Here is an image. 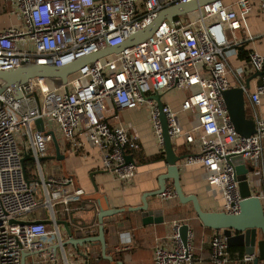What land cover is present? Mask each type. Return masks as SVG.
I'll return each mask as SVG.
<instances>
[{"label": "built area", "instance_id": "1", "mask_svg": "<svg viewBox=\"0 0 264 264\" xmlns=\"http://www.w3.org/2000/svg\"><path fill=\"white\" fill-rule=\"evenodd\" d=\"M0 1L9 3L20 19L0 30V70H7L28 63L63 66L119 45L148 25L161 9L191 0ZM256 1L264 10V0ZM253 3L211 0L170 21L164 19L145 40L82 65L65 82L30 77L19 82L20 95H16L0 79V88L5 85L0 89V264H22L24 253L56 262L54 244L68 264L56 215L68 213L71 196H80L84 190L70 189L72 183L62 175L46 174L42 160L46 143L52 141L48 131L59 133L65 142L83 134L98 148L102 168L119 181H129L137 170L135 162L127 159L128 151L138 148V136L118 121L117 111L122 109L146 105L161 148L162 112L171 140L182 138L189 148L179 165H202L207 184L219 191L221 210L239 212V180L227 157L242 156L251 169L247 180L252 187L264 179V118H256V131L249 136L237 134L222 92L232 86L229 73L240 81L244 78L246 67L229 64V51L240 41L228 38L227 32L242 30L241 41L257 37L247 25ZM247 58L246 66L253 72L263 71V54L251 50ZM258 78L249 94L253 106L264 94V74ZM171 89L187 92L181 109L194 113V120L186 130L168 104L162 103L159 109L154 99L147 98ZM37 119L44 131L36 128ZM26 155L31 156L30 165ZM171 193L165 190L161 195ZM39 209H45L47 217L38 216ZM46 219L51 228L43 222ZM25 220L32 222L22 224ZM178 230L179 224H174L172 247L154 246V264L191 261L192 235L188 231L183 243ZM256 257L253 252L240 260L251 262ZM209 259L212 264L231 260L222 232L209 240Z\"/></svg>", "mask_w": 264, "mask_h": 264}, {"label": "crops", "instance_id": "2", "mask_svg": "<svg viewBox=\"0 0 264 264\" xmlns=\"http://www.w3.org/2000/svg\"><path fill=\"white\" fill-rule=\"evenodd\" d=\"M229 1V0H226ZM17 14L11 12V5L0 1V30L4 27L19 23ZM247 25L253 35H257L254 40L241 41L243 31L238 30L234 34L227 32L230 39L240 41L229 51L228 61L231 67L243 65L246 67L242 81L229 73V82L232 86H244L248 81V88L245 90V112L248 118H264V94L259 97V102L253 106L250 102L249 94L255 89L258 83V76H253L254 72L247 67V56L251 50L264 55V10L258 8L257 1L254 0L252 10L247 16ZM264 71V68H263ZM264 74V73H263ZM231 86V87H232ZM187 92L179 89L167 90L160 94L163 104H168L175 111L178 124L183 129H188L194 120V113L190 110L183 111L181 103ZM118 121L130 127V132L134 131L138 136V148L129 150L136 165V176L129 181H119L112 174L105 171L100 164V153L97 147L92 145L83 134H77L71 142L60 139L56 132V139L61 152L64 154L65 169L68 174L76 177V182L85 194L94 193L92 180L98 188V193L105 195L108 205L113 208L124 210L103 219L104 237L106 252L112 255V261L103 259L99 243H84L78 245L79 249L89 250L88 258L76 257V250L72 245L65 247L68 264H115L114 261H121L122 264H154L153 249L156 244L167 247L174 245L172 240L174 224H188L191 233V244L193 246V256L187 264H212L209 259V240L217 232L214 229L203 226L196 217L191 203H180L173 193L171 179L166 180V190L171 194L154 195L147 198V208L145 210H133L142 204V194L158 188V176L166 170L164 157L154 159L164 149L158 144L156 136L152 131L149 118V111L146 105L133 109L118 110ZM55 135V134H54ZM53 144L52 141H50ZM172 146L177 155H187L189 148L182 138L172 141ZM54 148V145H53ZM55 149L52 154H54ZM165 156V155H164ZM184 159V158H183ZM182 159V160H183ZM30 160V159H26ZM181 161V160H180ZM180 161L178 163H180ZM54 166L46 168L47 175H62L61 161L55 160ZM180 185L185 195L194 194L198 198L203 210L220 211L222 200L219 191L211 188L205 179V169L202 165L193 164L179 166ZM45 170V169H44ZM70 189L74 185L69 186ZM257 194L262 201L264 208V179L255 187ZM94 200L82 199L80 196L72 195L70 200V211L66 216L69 221L72 236L74 238L87 237L98 233V209ZM37 215L44 218L48 212L39 209ZM57 219L65 218L63 215H56ZM50 228L51 223L47 224ZM83 226V227H82ZM63 240L67 239L63 225L58 226ZM220 232V231H219ZM264 239V233L260 235ZM50 245L54 244L49 243ZM230 248V249H229ZM231 253V260L228 264H254L251 262H241V256L245 254L243 246H228ZM254 252L259 255L257 247ZM57 260L39 255L28 254L25 257V264H64L61 249H56ZM257 264H264V259Z\"/></svg>", "mask_w": 264, "mask_h": 264}, {"label": "water", "instance_id": "3", "mask_svg": "<svg viewBox=\"0 0 264 264\" xmlns=\"http://www.w3.org/2000/svg\"><path fill=\"white\" fill-rule=\"evenodd\" d=\"M211 0H191L187 2L175 3L167 6L157 12L154 19L146 25L144 28L134 32L130 35L128 40L124 43L113 47H106L99 50L96 53L84 55L76 58L72 62L63 66L44 65L36 63L24 64L12 69L0 70V79L10 85L16 95H20L19 82L30 78V77H47V78H59L63 82L66 81L67 77L76 72L82 65L103 57L107 54L118 52L124 47L137 44L147 37H149L157 28L159 23L166 19L171 20L173 17L185 14L187 12L197 10L200 6ZM264 71L254 72L253 76L263 74ZM5 85H2L0 89H3ZM248 88V81L244 86H232L222 92L224 103L227 107L230 120L233 124L234 130L237 134L242 136H249L256 131L255 122L253 119L247 117L245 112V90ZM147 98L154 99L158 103L159 109L162 107V101L160 94H154ZM161 124H162V137H163V151H164V162L166 163V170L158 176V188L152 191H147L142 194V204L136 207H131L133 210H145L148 202L147 198L154 195H161L166 190V180L171 179L173 185V191L175 196L178 198L180 203H191L193 211L200 223L208 228L222 232L225 237V241L228 246H243L245 254H252L255 247L259 251L258 257L254 259V264H257L259 260L264 259V239L260 238V235L264 233V208L261 198L255 194L256 189L252 187L248 180L247 174L250 172V167L244 162V159L240 154L231 155L227 157V161L232 163L235 167L236 176L238 178L239 193L241 201L239 203V212L236 214L226 213L220 211H207L203 210L199 204L198 198L194 194L185 195L180 185L179 175V161L186 157V155H177L172 146V140L167 131V124L164 114L160 113ZM36 128L44 131L42 121L36 120ZM51 134L52 142L54 145L55 152L50 158H54L57 161H61V168L63 176L70 180L76 189L80 188L76 182V177L73 174H68L65 169L64 154L61 152L59 143L56 136L52 131H48ZM24 159H31L30 155H26ZM128 160H133L128 155ZM95 192L85 194L83 193L80 197L84 199L94 200V204L98 209V233L87 237L74 238L72 236L69 221L65 218H59L56 220V224L63 225L66 231L67 239L62 241V246L66 247L72 245L76 250V257L88 258L90 251L79 249L78 245L82 246L84 243L93 244L97 242L101 246V257L112 261V255L106 252L105 237H104V225L103 219L118 213L124 209L117 208L113 209L108 205V200L105 195L98 193V188L92 180ZM32 220L22 221V224H29ZM34 222V221H33ZM43 222L50 224V220L46 219ZM83 227V226H82ZM188 224L179 225V235L183 243H186V235L188 233ZM57 244L53 245V249L56 250ZM29 253H24L22 256V264H25V257ZM115 264H122L121 261H114Z\"/></svg>", "mask_w": 264, "mask_h": 264}, {"label": "rangeland", "instance_id": "4", "mask_svg": "<svg viewBox=\"0 0 264 264\" xmlns=\"http://www.w3.org/2000/svg\"><path fill=\"white\" fill-rule=\"evenodd\" d=\"M54 130H56V128L52 127ZM51 129V128H50ZM54 148H53V144H51V142H47L46 143V150H45V157L42 160V166L46 171V168L49 166H54L53 163H55V159L54 158H50L53 152ZM32 169L31 167L28 168V173H31ZM193 247V246H192Z\"/></svg>", "mask_w": 264, "mask_h": 264}, {"label": "trees", "instance_id": "5", "mask_svg": "<svg viewBox=\"0 0 264 264\" xmlns=\"http://www.w3.org/2000/svg\"><path fill=\"white\" fill-rule=\"evenodd\" d=\"M163 157H164V153L161 151L159 155L154 156V159H162ZM27 161L29 165L32 163L31 160H27Z\"/></svg>", "mask_w": 264, "mask_h": 264}]
</instances>
